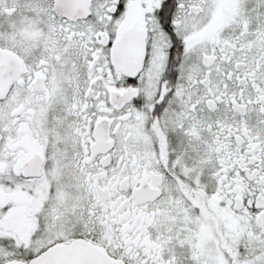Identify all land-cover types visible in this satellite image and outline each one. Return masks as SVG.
I'll use <instances>...</instances> for the list:
<instances>
[{
	"label": "snow or ice",
	"instance_id": "6c2138e0",
	"mask_svg": "<svg viewBox=\"0 0 264 264\" xmlns=\"http://www.w3.org/2000/svg\"><path fill=\"white\" fill-rule=\"evenodd\" d=\"M0 264H264V0H0Z\"/></svg>",
	"mask_w": 264,
	"mask_h": 264
}]
</instances>
